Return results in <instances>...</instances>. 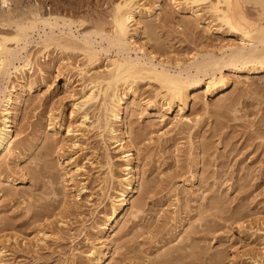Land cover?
<instances>
[{
    "label": "rangeland",
    "instance_id": "374dc122",
    "mask_svg": "<svg viewBox=\"0 0 264 264\" xmlns=\"http://www.w3.org/2000/svg\"><path fill=\"white\" fill-rule=\"evenodd\" d=\"M118 1L12 0L5 8L0 0V34L15 31L7 18L19 21L34 10L68 17L82 33L101 25L111 32V12ZM151 1L163 10L142 18L136 39L158 60L174 66L235 40L225 30L217 32V23L210 32L212 19L203 11L197 18L178 11L172 0ZM31 47L38 55L36 44ZM107 58L101 55L93 73L104 69ZM86 63L81 53L52 49L38 55L35 72L25 83L14 78L7 84L23 87L24 103L16 128L18 148L0 159L4 264H92V252L108 244L111 230L101 235L95 228L104 213L112 215L109 198L121 189L117 180L125 177V162L120 147L93 128L98 110L81 127L75 104L89 94V77L80 71ZM263 72L225 71L229 82L222 93H206L204 86L192 89L183 114L191 122L178 127L173 124L182 116L179 105L164 103L157 84L137 82L135 98L134 92H126L139 167L132 200L141 213L132 210L118 226L112 222L110 227L122 237L108 252L109 264H264ZM72 157L81 170L69 178L64 166ZM83 185L87 191L80 193ZM42 226L56 236L37 246Z\"/></svg>",
    "mask_w": 264,
    "mask_h": 264
},
{
    "label": "bare ground",
    "instance_id": "6f19581e",
    "mask_svg": "<svg viewBox=\"0 0 264 264\" xmlns=\"http://www.w3.org/2000/svg\"><path fill=\"white\" fill-rule=\"evenodd\" d=\"M1 1L5 8L12 4V0ZM172 3L178 11L186 10L197 18H200L201 11L205 12L212 19L207 25L210 32L214 29V23H217V32L225 34L227 31L235 40L220 43L211 51L201 50L202 53L194 54L191 60L176 61L174 66L170 61L158 60L156 55H148L136 39L143 28L142 18L158 16L163 10L162 5L149 0H119L115 3L111 12V32L101 25L82 33L75 29V22L68 17H61L52 10L48 14L34 10L29 17L19 21L7 18L5 21L12 23L15 31L0 34V159L11 157L18 148L20 135L16 128L19 109L24 103L23 87L10 88L7 84L14 78L25 83L29 75L35 72L38 55H47L52 49L81 53L87 59L86 67L80 71L82 75L89 77V94L75 104L77 111L82 114L81 127H87V123L91 121L90 112L98 110L100 115L98 118L96 116V123H92L95 125L93 128L103 132L102 134L106 133L109 141L120 147L121 158L125 162V177L117 180L121 189L116 191L117 197L109 198L112 215L104 213L101 224L95 228L98 234L103 235L107 230H111L112 234L104 250L92 252L91 256L96 258L92 264H109L108 252L122 237L115 227H110L112 222L118 226L132 210H136L137 215L141 213L136 201L132 200L138 191L139 167L136 166L138 155L135 154L127 122L129 111L126 107V92L131 91L133 94L134 85L139 81L149 80L157 84L162 91L159 96L164 103L170 108L179 105L182 116L173 124L178 127L191 122L183 114L188 107L189 92L192 89L200 90L204 86L206 93H222L227 91L229 82L225 71H264V0H172ZM33 43L40 50L38 55L30 51ZM111 51H115V55L110 56ZM102 54L108 56V63L103 70L93 73ZM150 104L151 102L148 107ZM72 131L69 130V133L74 132ZM76 146L77 144L74 145ZM75 160L72 157L71 162L63 165L69 178L77 177L81 170L74 166ZM109 169V174L115 181L113 167L110 166ZM85 191L86 186L83 185L79 192ZM129 204L131 208L128 209ZM64 223L61 222L66 225ZM55 236L54 230L42 226L35 236V244L44 245ZM0 264H4L2 260Z\"/></svg>",
    "mask_w": 264,
    "mask_h": 264
}]
</instances>
